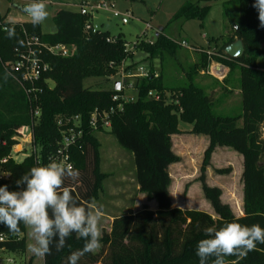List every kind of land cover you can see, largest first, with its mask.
Returning <instances> with one entry per match:
<instances>
[{
	"label": "trees",
	"instance_id": "16d2710c",
	"mask_svg": "<svg viewBox=\"0 0 264 264\" xmlns=\"http://www.w3.org/2000/svg\"><path fill=\"white\" fill-rule=\"evenodd\" d=\"M254 2H222L224 19L232 20V10H237L236 29L231 35H220L215 39L222 40L215 54H204L207 65L214 61L228 67L227 76L235 67L239 69L242 110L237 115L215 113L209 94L203 87L191 83L179 87L176 102L168 104L163 96L165 88L161 74L154 76L153 69H148L146 77L135 80L136 98L121 102V109L117 108L120 100H112V96L122 94V90L86 88L82 79L94 75L92 63L101 64L100 74L110 75L116 71L126 58V41L120 35L108 39L107 31L94 30L92 26L85 32L88 15L79 11H55L52 16L55 31L52 33H39L32 25L10 22L3 23L5 29L0 27V160L6 158L5 162H0V171L6 173L0 186L7 185L10 191L20 190L16 181L30 168L55 159L64 129L63 123L57 124L58 119L64 122L65 118L78 115L83 135L68 147L67 154L80 175L75 181L67 178L64 181V186L70 189L76 200L88 204L102 187L106 175L99 168L95 132L107 130L132 155L138 190L156 201L155 212L144 207L135 214L115 217L110 231L102 234L99 250L83 254L77 264H199L195 251L198 241L207 238L204 233L207 227L219 228L228 222H238L248 226L259 224L264 228V137L261 133L264 124V28L259 26ZM209 9L207 3L185 2L170 21L184 23L193 19L202 22ZM90 19L88 23L91 25ZM23 30L39 37L43 45L42 58L49 65L48 71L34 83L35 90L30 94L5 65L17 59L15 48L23 49L20 45ZM236 39L241 40L243 53L232 59L224 53V47ZM53 44L71 45L75 51L68 57L53 55L45 47ZM176 47L178 44L162 31L152 43L140 45L147 59H160L166 53L172 54ZM149 90L157 92L159 97H149ZM111 107L115 110L108 115L109 129H93L89 125L91 113ZM34 110L39 111L38 117H34ZM178 122L190 124L191 133L208 137L200 182L215 217L204 211L172 207L168 166L179 157L171 149L170 135L181 132ZM21 127L31 129L32 143L38 150L16 161L11 156L16 143L12 137ZM216 146L228 147L242 156L241 216H235L229 205L221 201L220 188L205 182L204 172ZM225 171L227 169H216L218 173ZM19 228V233H12L0 225V235L3 236L0 251L14 256L24 251L25 225L21 223ZM84 244L85 241L75 233L67 238L59 251L54 241L51 254L43 257V264H70L71 254L82 250ZM225 264H264V244L258 243L246 256L225 257Z\"/></svg>",
	"mask_w": 264,
	"mask_h": 264
},
{
	"label": "rangeland",
	"instance_id": "374dc122",
	"mask_svg": "<svg viewBox=\"0 0 264 264\" xmlns=\"http://www.w3.org/2000/svg\"><path fill=\"white\" fill-rule=\"evenodd\" d=\"M102 1L107 4L111 3V9L93 11L91 19L88 15L85 24L90 19L92 29L107 31L108 39L120 35L127 43L125 46L126 58L110 75L100 74L102 71L101 64L92 63L91 69H94V75L83 78V86L89 89L102 90L113 89L116 81H123L124 85H127L128 82L134 84V79H123L120 73L142 66L146 70L153 69L156 74H161V82L165 88L163 96L168 104L176 102L179 87L191 83L205 89V92L214 102L213 110L215 113L222 115L241 113L239 69L235 67L227 76L228 67L212 61L214 64H221L225 68L224 73L218 76L214 74V66L210 68L212 62L209 65L206 63V54L217 52L222 45L221 39L217 41L215 39L220 35H231L233 26L236 25V9L232 10L234 14L232 20L223 17L222 2L226 0H44L48 17L39 24H33L31 17L23 11L24 7L32 0H0V23L15 20L17 22L10 23L32 25L37 27L39 32L48 33L55 30L52 20L55 11L59 9L77 11L83 4H96ZM196 1H199L200 4L207 3L210 5V9L202 22L193 19L184 23L170 21L172 15L182 4ZM114 11L118 14L114 15ZM90 28L84 27V31L87 32ZM160 31L178 44V47L172 54L166 53L160 59H147L140 45L152 43ZM182 42L186 44H181ZM130 64L132 66L126 70L125 68ZM195 69L196 72H194ZM123 74L126 75V72ZM50 84L52 85L51 82ZM130 86L122 88V95L124 98L135 99L136 91ZM38 114H34V117H38ZM188 127H190L189 124L178 122V128L181 132L170 135L171 149L173 148L172 151L179 157V160L172 163L171 168H168L171 179L169 185L171 202L174 207H180L182 210L204 211L215 217L203 195L200 182V168L208 143L205 146L203 135L184 130ZM15 132L12 139L16 141L15 144L17 145L15 148L12 147L11 156L13 159L21 160L33 149L31 140L28 139L32 132L29 127L19 128ZM108 132L107 130L95 132L96 137H103V142L99 148V168L107 178L104 182L105 187H109L111 191L109 196L105 195V197L119 199L124 203L125 199L135 197L136 194L133 158L127 150L116 142L113 136H109ZM189 133L196 136H189ZM261 133L264 137V124L261 126ZM231 151L230 148H225L224 153L228 154H224L223 151L217 150L213 154V158L212 153L210 154V164L205 169L204 179L208 185L221 187L224 199L230 201L232 208L236 209V207H240L242 195V182L237 170L236 156L238 155L240 161L241 156L236 152L231 154ZM223 156H229L230 164L221 162ZM216 169H227V171L218 173ZM123 207L125 208V205ZM24 235L27 257L28 254H33L29 245L34 241L30 235V229L27 227H25ZM22 254L23 252L15 254L19 264L25 262V259L21 260ZM36 263L40 264V257Z\"/></svg>",
	"mask_w": 264,
	"mask_h": 264
},
{
	"label": "clouds",
	"instance_id": "9594fccd",
	"mask_svg": "<svg viewBox=\"0 0 264 264\" xmlns=\"http://www.w3.org/2000/svg\"><path fill=\"white\" fill-rule=\"evenodd\" d=\"M46 7L44 0H32L23 11L33 24H39L48 17ZM253 7L258 12L259 26L264 28V0H255ZM79 175L71 163L51 159L45 165L30 168L18 179L16 185L20 190L0 186V225L19 233V225L23 223L34 241L29 249L38 257L50 255L54 241L59 251L75 233L85 241L83 249L69 258L70 264H77L83 254L101 246L103 216L102 206L79 203L64 186L66 178L75 181ZM204 233L207 238L198 241L195 251L199 264H208L210 258L211 264H225V257H243L258 243L264 244V228L259 224L228 222L219 228L207 227Z\"/></svg>",
	"mask_w": 264,
	"mask_h": 264
},
{
	"label": "built area",
	"instance_id": "2783aa9c",
	"mask_svg": "<svg viewBox=\"0 0 264 264\" xmlns=\"http://www.w3.org/2000/svg\"><path fill=\"white\" fill-rule=\"evenodd\" d=\"M111 7H112L111 3L107 4L106 2L102 1L96 4L93 3L83 4L79 7L78 11L82 15H92L93 11H96L98 9H104V10L111 9ZM117 14L118 13L114 11V15ZM0 27H2V29H5V26L2 23H0ZM84 27L86 29H89L90 24L86 23ZM181 44L185 45L186 43L182 42ZM20 45L23 46V49L15 48L14 50L17 59H15L14 61L6 62L5 65L8 67L10 74L18 81V83L22 86L25 92L27 94H30L33 90H35L33 87L34 83L40 79L43 73L48 71L49 65L42 58L43 45L36 34H29L25 30H23V39L20 41ZM126 45L127 43L125 44V46ZM45 47L48 50V52H50L51 54L61 57L71 56L75 51L74 46L65 45V44H53ZM208 54L211 55L215 53L208 52ZM224 69L225 68L223 66L219 70L216 69V66L213 67L214 74L218 76H221L224 73ZM124 72H126V75L123 74ZM120 74L122 75L123 79L130 78L136 80L137 78L140 77H146L148 75V70H146V68L142 66H138L137 68L135 67L134 69L123 71ZM156 75L157 74L154 73V76ZM128 83L127 85H124L123 81H119V86H120L119 90H122L123 87H127L128 85H131L130 87L134 89V84L132 83L128 84ZM27 85H30V87H26ZM147 95L149 97H154V98L159 97V94L152 90H149ZM117 99L120 100L119 104L117 105L118 109H121V102L134 100L132 98H124L122 94L112 96V100H117ZM114 110L115 109L111 107L109 108V110L93 111L90 115L89 125L93 129H97L98 127H101L103 129H109L110 120L108 119V115L114 112ZM34 114L35 115L38 114V111L34 110ZM62 123L64 125V129L61 132V138L59 141L60 148L58 150L55 159L59 161H66L67 163H71L69 160V156L67 154V149L70 145L77 143L82 138L83 130L81 128V121L78 115H74L65 118L64 122H62L61 119H58L57 124L61 125ZM24 128L25 127H21V129ZM28 139L31 140V144L33 146V149L30 153L35 154L38 149L32 143V134L29 135ZM16 145L17 144H15L13 147L15 148ZM5 161L6 158H2L0 160L1 163ZM4 178H6V173L4 171H0V180ZM1 239H3L2 235H0V240ZM0 264H19V263H18V259L14 256V254L0 251Z\"/></svg>",
	"mask_w": 264,
	"mask_h": 264
},
{
	"label": "crops",
	"instance_id": "0c3cea01",
	"mask_svg": "<svg viewBox=\"0 0 264 264\" xmlns=\"http://www.w3.org/2000/svg\"><path fill=\"white\" fill-rule=\"evenodd\" d=\"M91 17H92V15H90V18ZM8 22H17V21H15V20L14 21L13 20L10 21L9 20ZM18 22H20V21H18ZM54 31H52V32H54ZM26 32L29 33V34H31L28 31H26ZM38 32H39V29H38ZM52 32H48V33H52ZM39 33H41V32H39ZM211 66H214L215 67L216 64H214V62H212V64H210V68H211ZM191 127L192 126L190 125V127L186 128L184 130L190 131L191 130ZM188 135L189 136L190 135L191 136H196V135H193V134H190V133ZM109 136H112V135L109 134ZM178 136H182V135H178ZM202 138H203L204 144L206 146V144L209 143L208 137L206 135H203ZM97 141H98V145H99L98 146V149H99L100 146H101V142H103V137H101V138H98L97 137ZM225 148H228V147H225V146H216L213 149L212 158H213V154H215V152L217 150H221V151H223L222 153H224V149ZM172 150H173V148H172ZM233 152L235 153L236 151L232 150L231 151V154H234ZM224 154H228V153L225 152ZM237 154H239V153H237ZM129 155H130V153H129ZM130 156L132 157V155H130ZM228 157L229 156H223L222 159H221V162H223L225 164H230L229 163L230 160H229ZM236 157H237V160L236 161L238 162V165H237L238 168H237V170H238V173H239L240 179H241V173H242V156H241V161H240L238 155ZM21 160H16V161H21ZM171 165L172 164H170L168 166V168H171ZM230 166H232V165H230ZM216 168H218V167H216ZM134 178H135V170H134ZM106 180H107V178H104L103 179L102 187L98 191L97 197L96 198H93L88 203V204H95V205H98V206H102V208H103V216H102L101 223H100V226H101V229H102V234L103 233H107V232L110 231L111 223H112V221H113V219L115 217H118V216H121V215H127V214H135L136 212H138L139 210L143 209L144 207H146L148 210H150L152 212L157 211L156 201L154 199H149L145 193L140 192L138 190V186L136 184V181H135L136 194L134 195L135 197H132L130 199H125L124 203H122L123 201L121 202V200H119V199H112V197L111 198L110 197H108V198L105 197V195H108L109 196V193H111L109 187H107V186L105 187V185H104V182H106ZM210 186H216V185H210ZM216 187L220 188V190H221V196H220L221 201L223 203L229 205V207H230L231 211L233 212V214L235 216H241V215H243V210H242V196H243V192H242V195H241L240 207H236V209H233L232 208V205L230 204V201H226L224 199L221 187H219V186H216ZM242 187H243V185H242ZM123 205H125V208L123 207ZM172 207L173 208H180V207H176V206L174 207L173 204H172ZM24 233H25V231H24ZM24 233H23V236H24V239H25V248H24L25 252L23 251V254L22 255L24 256V258L22 256L21 257V260L25 259V263H28V264H37L36 261H37L38 257H36L34 254H30V255L28 254L27 257H26V248H27V246H26V238H25ZM99 248L97 250H95L94 252H97L99 250ZM40 264H43V257H40Z\"/></svg>",
	"mask_w": 264,
	"mask_h": 264
},
{
	"label": "water",
	"instance_id": "95a60500",
	"mask_svg": "<svg viewBox=\"0 0 264 264\" xmlns=\"http://www.w3.org/2000/svg\"><path fill=\"white\" fill-rule=\"evenodd\" d=\"M233 27H234V29H236V25H234ZM224 53L229 58H232V59H235V58H238L239 56H241L242 53H243V45H242L241 40L240 39H236L233 42H231L228 45H226L224 47ZM221 68H222L221 64H217L216 65V69L217 70H219ZM119 88H120L119 82L118 81L114 82L113 89L117 91V90H119Z\"/></svg>",
	"mask_w": 264,
	"mask_h": 264
}]
</instances>
